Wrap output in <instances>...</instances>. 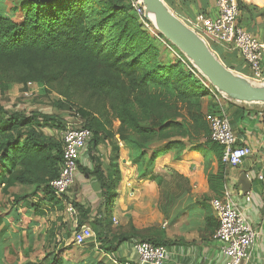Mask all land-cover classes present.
Returning <instances> with one entry per match:
<instances>
[{"label": "trees", "instance_id": "trees-1", "mask_svg": "<svg viewBox=\"0 0 264 264\" xmlns=\"http://www.w3.org/2000/svg\"><path fill=\"white\" fill-rule=\"evenodd\" d=\"M239 6L250 18L264 16V10L253 4L239 0ZM12 10L21 13L18 19L0 12V92L10 90L13 83L26 88L29 82L44 87L65 81L69 87L116 97L117 103L111 107L119 121L118 138L106 170L98 165L100 157L95 153L102 139L110 140L115 134L107 128L102 113L76 109L82 126L93 132L89 153L94 170H81L86 176L98 177L101 203L91 221H87L89 211L74 204L81 213V223L97 228L95 241L103 253H115L123 243L138 238L129 230L113 229V209L123 180V151L138 166L153 143L165 141L159 155L176 148L184 150L186 139L195 131L202 132L206 137L202 146L218 152L220 170L209 174V184L215 195H221L227 167L221 159L222 147L210 140L203 102L209 93L181 62H163L161 52L167 47L142 28L131 0H19ZM238 23L242 24L240 17ZM216 107L209 104L208 111L214 112ZM65 126L50 113L8 110L0 99V207H38L39 202L32 198L39 193L44 201L62 206L64 200L54 195L50 182L60 175L63 144L47 130L62 131ZM153 153L151 158L156 155ZM147 177L142 172L138 178ZM17 186L33 190L18 194L14 191ZM153 232L140 241L168 243L164 230L155 228ZM59 253L53 251L41 261L26 264H70ZM90 264L110 263L96 259Z\"/></svg>", "mask_w": 264, "mask_h": 264}, {"label": "crops", "instance_id": "crops-1", "mask_svg": "<svg viewBox=\"0 0 264 264\" xmlns=\"http://www.w3.org/2000/svg\"><path fill=\"white\" fill-rule=\"evenodd\" d=\"M164 1L189 25L194 23L200 14L213 19L219 15L216 0ZM242 1L264 10V0ZM240 19L242 23L240 25L243 28L264 41V16L250 18L247 12L241 11ZM209 45L214 47L218 56L222 57L235 71L247 77L252 76L249 64L238 51L228 50L213 41H209ZM203 102L205 113H209V104H216L217 112L212 113L226 114L237 134L238 144L248 146L252 151L241 166L226 169L222 191L228 189L231 192L249 223L259 232V237L250 251L246 264H264V179L259 178L260 175L264 176V104L226 102L221 108L209 95L203 98ZM120 145L122 146L121 142ZM111 151V144L108 146L101 144L95 153L97 157H100L98 165L103 170L109 167ZM122 153L120 160L123 180L118 190L120 196L115 202L113 217L120 220L122 224L132 218L133 223L138 227V216L143 212L146 213V208L151 206L149 202L152 198L159 201L160 207L169 202L166 210L167 220L163 224L168 242L166 246L170 251L168 264H224L226 257L219 243L213 238L218 228V221L211 206L212 198L220 195H215L209 184V174L216 175L220 170L218 152L205 145L199 148H193L190 145L183 151L181 157L177 158L165 152L155 163V177L148 176L146 180L138 178L137 166L125 156L127 151ZM91 156L88 147V150L82 154L75 184L66 195V199L79 203L89 211L87 221L94 219L101 203V184L98 177L86 176L81 170V167L94 170L95 163ZM243 174H246L252 182L251 189L247 193H243L242 190L241 176ZM157 175L158 180H161L160 183L166 182L171 187L175 186L176 190L167 191L161 195ZM179 177L182 179L181 183L178 182ZM173 181L176 183L173 184ZM177 187L180 190H177ZM23 190L21 186L14 187V191L18 194H21ZM28 190L32 191L33 188L25 187V192ZM43 198L41 193L33 198L34 202H39L38 207L27 206L18 209L0 207V264H26L29 261H41L46 257V251L42 249L44 246H56L57 249L67 246L65 253L71 251V246H76L73 243L74 233L71 223L62 216L58 217V211L54 210L57 209L56 205L47 200L44 201ZM7 199L8 196H5L4 202ZM118 202L121 203L119 214L116 213ZM128 209L133 211L131 215L125 216ZM134 214L137 217H134ZM87 223L93 228L92 224ZM116 224L113 223V228ZM38 228L42 232L38 240L42 244L40 248L42 253L33 258L25 251L27 252V249L35 244L31 231ZM124 230H129L128 232L136 235L133 229L127 227ZM136 241L137 239L133 238L123 243L115 253L106 254L97 247L95 239L90 240L85 245L87 252L81 257L84 261L80 264H90L107 255L119 261L122 260V263L140 264L134 247ZM37 245L39 246V243ZM38 251L40 252L39 247ZM63 257L67 259L66 255Z\"/></svg>", "mask_w": 264, "mask_h": 264}, {"label": "built area", "instance_id": "built-area-1", "mask_svg": "<svg viewBox=\"0 0 264 264\" xmlns=\"http://www.w3.org/2000/svg\"><path fill=\"white\" fill-rule=\"evenodd\" d=\"M216 4L219 9L217 18L213 19L200 14L194 23L187 24L208 43L209 41L217 42L228 50L238 51L251 68V79L264 82V41L239 25L238 19L241 13L239 0H216ZM131 5L146 29L153 32L167 48H175L158 31L156 25L145 16V6L142 0H131ZM184 58L186 64L221 108L223 104L230 102L197 71L185 56ZM35 87L36 83L29 82L26 86L25 96L29 97ZM206 121L210 128V140L222 147V162L227 168L241 166L252 151L248 146L238 144V137L229 117L223 113H209L206 116ZM60 138L63 144L62 168L60 175L50 182V186L56 197L66 198L67 193L75 184L82 154L88 150L93 132L82 125L74 126L67 123L61 131ZM259 178L264 179V176L260 175ZM65 200L67 213L77 220L79 216L77 207L72 201ZM211 206L218 221V228L213 238L219 243L220 249L226 257L224 264H246L250 251L259 237V232L249 223L239 203L228 189L223 190L220 196L212 198ZM113 222H118L116 217H113ZM93 239H96V235L88 223L75 228L73 237L75 245L83 246ZM134 247L140 264H168L170 251L166 245L136 241ZM107 256L109 257V255ZM109 259L111 264H130L122 263L113 257H109Z\"/></svg>", "mask_w": 264, "mask_h": 264}, {"label": "rangeland", "instance_id": "rangeland-1", "mask_svg": "<svg viewBox=\"0 0 264 264\" xmlns=\"http://www.w3.org/2000/svg\"><path fill=\"white\" fill-rule=\"evenodd\" d=\"M18 3H19V0H2V1L0 0V12H2V13L6 12L11 17H13L14 19H18L21 13H13L14 11L12 10L13 6L18 5ZM142 28L146 29L144 26ZM146 31L153 38L157 39V41L159 40V38L153 32H151L148 29H146ZM164 47L166 48L165 45H164ZM161 59L165 63H167L169 61L181 62L182 66L184 67V69L186 71L191 73L195 78H198L195 75V73L186 64V59L184 58L182 53L178 49H176V47L173 49L167 48L166 51L162 50ZM249 78H251V77H249ZM25 91H26V88H24L23 84L13 83L10 90H7L5 92H0V99L2 100L4 106L8 110H20V111H23L27 114H30L33 111H39L42 113H50V114H53L56 117H58L60 120H62L66 124L70 123L74 126L83 125V120L76 116V109L77 108H83V109H88L92 112L102 113L104 115L102 117L103 121H105V123L107 124V128L112 131L113 135L115 134V137L114 136L110 137V140L102 139L101 144H105L107 146L109 144H111V146H114L115 143L117 142V138H118L117 131L119 128V121L115 117V114H113L112 107H111V105L117 103L116 97H103V96L92 94L88 90L86 91L83 89H77L74 87H69L65 81L54 82V83L49 84V85L44 86V87H41L38 84H36V87L33 89V92L29 97L25 96ZM208 93H209V91H208ZM211 95L212 94L209 93V96H211ZM209 113L212 114V112H209ZM209 113L206 112L205 118H206L207 114H209ZM47 131H49L50 134H52L57 139H60L61 130H55L54 129V131H52V130H47ZM205 140H206V137H205V135L203 136L202 132L195 131V133L191 136L190 139H186L185 149L190 145H192L193 148H197V147L199 148L203 145V143H204L203 141H205ZM106 141H109V142H106ZM164 143H165V141L155 142L152 144V146H150L146 150V153H147L146 156L144 157L143 161L140 162V165L137 166V174L138 175L142 174V172H145L151 178L155 177L154 171H155V163L156 162L155 161L153 162V160L155 158H156V161L159 159V157H160L159 149L164 145ZM184 150L176 148L173 150H169L168 152L171 153V155H173L175 158H177V157H181ZM154 151L156 152V155L154 158H151L152 155L154 154L153 153ZM121 154H123V153L121 152ZM129 174H131V172H129ZM156 178H157V181H159V188L161 190V195L164 192L165 193L167 191L173 192L174 190H176L175 186L171 187L169 184H166V182L160 183L161 180L160 179L158 180V178H159L158 175L156 176ZM178 182L179 183L182 182L181 177L178 178ZM174 183H176V181H173V184ZM184 183H185V180H184ZM25 187H30V186H25ZM25 187L23 190V194L27 195V194L32 192L29 190L27 192H25ZM26 189H30V188H26ZM177 190H180L179 187H177ZM122 194H123V191L121 192V195ZM42 196H43V194H42ZM62 199L64 200L62 206L56 205L57 209H54V210L58 211L57 212L58 217L62 216L65 218L66 221L71 223V225L73 227V233H74L75 228L77 226H80L83 224V223H81V220H82L81 213L79 212V216H78L77 220L70 217L69 214L67 213V209H66V200H65L66 198L64 197ZM69 201H71V200H69ZM149 203L151 204V206H148L146 208V211H145L146 213L143 212L144 214L142 213L140 216H138L139 217V220L137 222V225H139L138 227L135 226L132 218H129L127 223H125V224H122L121 221L119 220L117 222V224L115 225V228H113L114 230H116L114 232L125 231L124 229H126L128 227L130 229H133L138 234L137 235L138 238H136V239H137V241H140V238L141 239L148 238L150 236V232H153L155 228H157V230L158 229L163 230L164 229L163 224L167 220L166 210L168 209V207H169L168 204H170V203L168 202V204H166L165 206L162 205V207H160L159 201L157 202V200L156 199L153 200V198L150 200ZM4 204H7V202H4ZM120 205H121V203L118 202L117 206H116V213L117 214H119ZM52 208H55V207L52 206ZM48 210L50 211V209H48ZM160 210H162V211H160ZM127 211H129V212H127ZM127 211H126L125 216L131 215V212L133 211V209H128ZM125 216H124V218H125ZM134 217H137V216L134 214ZM145 218L147 220H145ZM125 222H126V220H125ZM25 225H26V222H25ZM93 229H94V231L96 230L95 232L97 234V232H98L97 228L95 226H93ZM153 233H152V237H153ZM31 234H32L33 238L35 239V244L31 245V247H29L27 249V252L25 251V253L30 254L31 256H33V258H35V256H38L40 253H42L41 252L42 250L40 249L42 244H41V241H38L42 232L40 231V228H38L36 230L31 231ZM35 235L37 236V238ZM166 238L167 237L165 235L164 239L166 240ZM37 243H39V246L37 245ZM85 245L86 244H84L83 246H77V245L71 246V251L68 253H65V248H67V246L65 248H64V246H62L60 249H57L56 246H49V247L44 246V247H42V249H45L46 255L50 252H53V251L54 252L60 251V253H59L60 255H63V256L66 255V257H67L66 262L67 263L80 264V263H83V261H84V260H81V257L87 252ZM38 247H39L40 252L38 251ZM110 254H113V253H110ZM102 259L111 264V260L109 259L108 256H102ZM72 261H75V262H72ZM22 262H24V261H22Z\"/></svg>", "mask_w": 264, "mask_h": 264}, {"label": "water", "instance_id": "water-1", "mask_svg": "<svg viewBox=\"0 0 264 264\" xmlns=\"http://www.w3.org/2000/svg\"><path fill=\"white\" fill-rule=\"evenodd\" d=\"M145 16L158 31L178 49L228 101L243 104H264V82H257L229 67L209 43L184 22L164 0H142ZM246 181V182H245ZM243 193L252 182L241 176Z\"/></svg>", "mask_w": 264, "mask_h": 264}]
</instances>
